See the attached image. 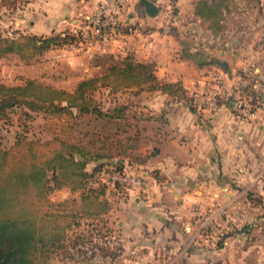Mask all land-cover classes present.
<instances>
[{
  "label": "crops",
  "instance_id": "obj_1",
  "mask_svg": "<svg viewBox=\"0 0 264 264\" xmlns=\"http://www.w3.org/2000/svg\"><path fill=\"white\" fill-rule=\"evenodd\" d=\"M99 1L11 0L12 30L38 35L75 31ZM151 1L158 7L155 14L141 0L125 8L118 39L80 54L55 47L44 55L132 53L138 60L154 61L159 79L180 81L190 93L211 72L230 82L248 61H264V49L254 46L264 33V0H223L219 20L197 13L200 0H177L171 30L164 24V0ZM0 5L7 9L2 0ZM246 9L254 17L244 19ZM211 57L227 61L230 70L201 63ZM150 92L156 101H118L112 106L122 108L114 114H95L98 127L106 132L108 127L111 142L107 148L91 146L116 154L127 171L145 174L150 185L137 195L120 194L111 186L99 194L95 201H107L106 209L97 210V217L84 213L66 241L68 248L73 241L79 250L91 247L92 254L58 264H245V239L250 238L257 252L253 264H264V109L257 119L241 120L227 105L213 113L195 111L161 89ZM131 105L139 112L128 114ZM148 108L150 114L143 111ZM104 117L109 126L100 124ZM103 159H91L86 170L93 171ZM53 193L62 194L56 201L74 199L77 210L89 212V196L83 197L81 187L67 184ZM206 223L214 227L206 229ZM227 224L238 232L219 246Z\"/></svg>",
  "mask_w": 264,
  "mask_h": 264
},
{
  "label": "trees",
  "instance_id": "obj_2",
  "mask_svg": "<svg viewBox=\"0 0 264 264\" xmlns=\"http://www.w3.org/2000/svg\"><path fill=\"white\" fill-rule=\"evenodd\" d=\"M222 1L213 0L208 3V0H200L197 13L219 20ZM78 39L76 31L38 35L16 30L11 35L0 34V58L14 53L21 59L30 61L50 48L65 47ZM102 54H108L115 61L114 64L109 65L106 77L120 74H127L128 77L138 76L140 86H148L151 90L161 89L171 96L184 99L191 109L197 110L198 104L193 95L180 81L159 79L154 61L138 60L132 53L124 56L112 52ZM201 63L218 65L226 71L230 70L228 62L218 57L206 58ZM99 78L94 76L83 79L72 90L34 78L27 79L21 84L11 85L0 82V117L8 115V109L12 110L23 103L31 110L43 109L46 116L58 118V122L67 115L77 116L84 113L112 115L114 109L122 107L115 106L104 110L101 107L90 106L91 102L86 101V89L92 85L96 86L95 82ZM78 98H81V101H78ZM31 104L33 105L30 106ZM62 124L60 123V126ZM56 125L57 122L54 124L56 131L52 139L35 141L43 147L41 152L27 143H23L26 147L20 148V140L11 150H5L0 145V264H37L38 257L46 258L51 252L67 245L68 230L81 224L79 218L84 213L90 217H97L99 216L97 214H100L97 210L101 211L107 207V201H95V198L106 192L109 187L106 181L98 180L99 173L106 167L109 169L110 166L118 171L126 170L124 162L116 154L94 151L91 148L97 143H100V148L107 146L102 139L92 138L86 141L83 138H76L69 127L63 126L60 129ZM96 158L104 159L93 171H87V163ZM67 184L73 189L81 187L83 197L89 196L85 203V209L89 212L77 210L79 207L74 199L69 201L50 199L49 194L55 188ZM113 188L120 194L130 193L125 185L119 182H116ZM69 206L77 208L73 211L68 208ZM210 227L206 226V229ZM228 227L229 224L225 226L224 231L222 230L223 237L219 239V246L224 243V237L230 234ZM88 248L91 250V247Z\"/></svg>",
  "mask_w": 264,
  "mask_h": 264
},
{
  "label": "rangeland",
  "instance_id": "obj_3",
  "mask_svg": "<svg viewBox=\"0 0 264 264\" xmlns=\"http://www.w3.org/2000/svg\"><path fill=\"white\" fill-rule=\"evenodd\" d=\"M2 1L5 5H7V9L2 10L1 8L3 7L0 5V34L7 36L11 35L13 32L15 33L16 30H12L13 24H11L10 21L11 14L13 13L11 10V0ZM214 1L216 2L219 0ZM169 2L170 0L162 1L163 7L166 8V5H168ZM173 4L177 12V0H175ZM243 13H246L244 14V19L254 17L252 9H246ZM226 26L228 29H231L232 32H234L233 30L236 28L234 25L232 26L230 22H228ZM172 27L173 26H171L170 30ZM247 37L251 40V38H253V34H249ZM254 46L258 49L260 48L258 47V42L255 43ZM71 51L78 54L85 52V50ZM102 53L106 52H97L88 56L81 55V57H78L79 55L62 54L64 57L61 59L57 58L55 54L54 56L52 55L46 57L43 53L41 56L30 61L23 60L14 53H9L2 57L4 59L0 62V82L11 85L21 84L27 79L34 78L47 84L72 90L78 85L79 81L89 77L98 76L100 78L95 82L97 85H92L85 91V95L87 97L86 101L91 102L89 104L90 106H94L96 108L101 107L106 110L109 107H113L112 105L118 101L120 103L128 101L129 105L131 104V101L134 104H138L139 101H156L157 96L150 92L154 89L151 90L148 86H140V82L137 79L138 76L128 77L127 74H120L118 76L112 75L106 77L109 65L114 64L115 61L108 54L104 55ZM71 86L73 88H70ZM127 86L131 88H125ZM78 101H81V98H78ZM23 104L15 106L12 110L8 109L9 114L0 117V145L5 150L13 149L12 147L18 140H20V148L26 147L23 143H27L28 145L31 144L34 149L41 152L43 147H40V145L35 141L37 139H42V141L52 139L56 131L54 127L55 122L58 124L56 125L57 128L62 129L63 126L69 127L70 132L73 133L76 138H83L86 139V141L92 138H100L106 143L111 142V135L109 137L108 134H106L108 133V127L107 132L104 128L102 129L98 127V122L96 121L95 114L93 113H84L77 116L67 115L63 118V120L58 122V118H49L46 116L43 109L40 111L31 110L25 103ZM32 105L33 104L30 106ZM42 107H44V105ZM128 109V114L139 112L134 105L129 106ZM149 110L150 109L148 108L143 111H148V114H150ZM106 120L107 119L104 117L103 122L100 124L105 123L106 126H109L110 123L108 124V122H105ZM60 123H63L62 126H60ZM111 133H113L112 130ZM104 148H107L106 145ZM105 169H107V167ZM107 177V175L101 174L100 178L98 177V180H100V182L106 181L109 186L113 187V181L109 180ZM50 194L55 201L62 196V194L53 193V191ZM68 208L74 211L77 207L69 206ZM208 226L214 227V224H208ZM228 228V232L230 233L228 236H235V233L238 232L236 228ZM249 236L251 237V235ZM251 240V238L248 240L245 239V264H253L257 261V252L255 253L252 249ZM72 243H74L73 246L71 245L73 250L68 248V245H63L60 250L57 249V251L51 252L46 258L43 256L38 257L36 263L58 264L59 262L57 261L64 260V258L75 259L77 258L76 255L82 256L81 253L83 252L84 255L88 253L91 255V252H86L89 248H86L87 250H85L80 247L79 250L77 242L73 241ZM52 258H54V263H50Z\"/></svg>",
  "mask_w": 264,
  "mask_h": 264
},
{
  "label": "built area",
  "instance_id": "obj_4",
  "mask_svg": "<svg viewBox=\"0 0 264 264\" xmlns=\"http://www.w3.org/2000/svg\"><path fill=\"white\" fill-rule=\"evenodd\" d=\"M132 1L134 0H100L96 8L83 17L79 29L75 30L79 39L65 47L84 51L96 45L103 46L110 39H118L123 28V13ZM174 1L170 0L165 8L164 24L168 30L176 19ZM258 47L264 49V33L258 41ZM191 94L199 109H208L213 113L229 102L227 106L237 118L257 119L259 111L264 109V61H248L230 82L211 72L205 79L199 81ZM101 174L107 175L113 184L116 182L124 184L132 194H139L150 185L145 174L130 172L127 169L118 171L110 166L109 169H103L99 175Z\"/></svg>",
  "mask_w": 264,
  "mask_h": 264
},
{
  "label": "water",
  "instance_id": "obj_5",
  "mask_svg": "<svg viewBox=\"0 0 264 264\" xmlns=\"http://www.w3.org/2000/svg\"><path fill=\"white\" fill-rule=\"evenodd\" d=\"M141 3L145 5L147 11L151 14H155L158 11L157 5L151 0H141Z\"/></svg>",
  "mask_w": 264,
  "mask_h": 264
}]
</instances>
